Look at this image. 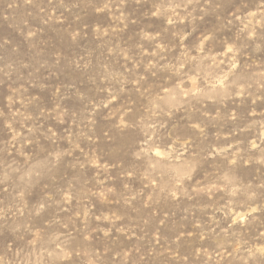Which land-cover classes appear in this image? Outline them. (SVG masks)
<instances>
[{"label": "rangeland", "instance_id": "1", "mask_svg": "<svg viewBox=\"0 0 264 264\" xmlns=\"http://www.w3.org/2000/svg\"><path fill=\"white\" fill-rule=\"evenodd\" d=\"M0 264H264V0H0Z\"/></svg>", "mask_w": 264, "mask_h": 264}]
</instances>
